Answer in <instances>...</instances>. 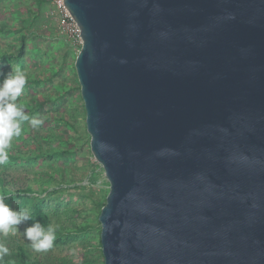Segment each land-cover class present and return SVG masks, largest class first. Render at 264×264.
I'll return each instance as SVG.
<instances>
[{
    "label": "water",
    "instance_id": "95a60500",
    "mask_svg": "<svg viewBox=\"0 0 264 264\" xmlns=\"http://www.w3.org/2000/svg\"><path fill=\"white\" fill-rule=\"evenodd\" d=\"M104 264H264V0H64Z\"/></svg>",
    "mask_w": 264,
    "mask_h": 264
},
{
    "label": "rangeland",
    "instance_id": "374dc122",
    "mask_svg": "<svg viewBox=\"0 0 264 264\" xmlns=\"http://www.w3.org/2000/svg\"><path fill=\"white\" fill-rule=\"evenodd\" d=\"M38 1L0 0V57L4 51L6 54L5 58H0V81L12 68L24 70L27 83L17 103L26 105L30 117L43 119V124L37 128L24 122L20 137H14L10 147L35 152L38 145H42L48 155L55 146L70 153L48 157L47 161L39 159L31 166L23 162L13 167L12 172L20 176L26 169L30 174L37 171L40 178H48L46 173L50 172H65L68 185L58 195L48 197L45 205L54 214V226L63 225L67 216L65 210L73 208L82 211L79 222L88 221L93 227L86 237L72 242L62 238L55 247L35 252L21 234L25 227L23 223L19 226L21 233L1 234V244L11 251L13 237H20L29 250L41 256L43 264H58L55 257L60 252L79 259L84 253L93 256L97 251L101 226L100 211L94 201L106 200L109 183L90 147L86 110L75 69L80 46L68 29L59 25L57 9L48 2L38 5ZM33 110L35 114H31ZM7 257H3L2 264Z\"/></svg>",
    "mask_w": 264,
    "mask_h": 264
},
{
    "label": "trees",
    "instance_id": "16d2710c",
    "mask_svg": "<svg viewBox=\"0 0 264 264\" xmlns=\"http://www.w3.org/2000/svg\"><path fill=\"white\" fill-rule=\"evenodd\" d=\"M44 3L47 2L45 0L38 1V5H43ZM21 51H23V48H21ZM5 55L4 51V55L0 58H5ZM11 56L14 57L13 55ZM29 111H31V109H29ZM31 114H35L34 110ZM51 150L52 152L47 155L44 152L42 145H38L35 152L19 148L13 149L10 147L8 149V162L4 165H0V197L4 198L5 203L12 206L14 210L22 208L31 209L33 219L39 220L45 228L49 225L54 226L52 217L54 214L50 213L46 208V201L51 195H58V193H61L64 190V187L68 185L65 172L53 174L50 172L46 173L48 178H40L37 171H32L30 174L26 169L24 175L18 176V174L12 172V169L23 162H26L27 165L31 166L33 162H37L39 159L47 161L46 158L48 157L52 158L54 155H59L61 153H70L65 151V149H56L55 146H52ZM101 194L102 192L98 195ZM99 199L94 201V206H96L97 210L101 211L106 200L103 201L102 199ZM65 212L67 213L66 222L63 225L54 226L56 228V239L52 247H55L62 238L69 239L67 242H72L78 240L80 237H86L87 233L93 227L88 221H78L81 217L82 211L67 208ZM32 223V220L25 222L24 229L29 227ZM0 238L1 244V234ZM23 241L25 240L20 237H13L11 242L12 249L9 251V255H7L8 257L5 260V264H43L41 256L28 249L26 242L29 243V241H26L25 243ZM55 261L58 264H104L100 236L98 249L93 256L84 253L81 258L77 259L73 254L65 255L60 252L59 256L55 257Z\"/></svg>",
    "mask_w": 264,
    "mask_h": 264
},
{
    "label": "clouds",
    "instance_id": "9594fccd",
    "mask_svg": "<svg viewBox=\"0 0 264 264\" xmlns=\"http://www.w3.org/2000/svg\"><path fill=\"white\" fill-rule=\"evenodd\" d=\"M27 77L24 70L19 67L12 68L2 81H0V165L8 162V149L14 137H20L24 122H28L32 128L43 124V119L30 117L26 112L23 102L17 103L24 87ZM29 220L33 223L26 227L23 233L19 226ZM21 233L30 242L35 252L49 250L56 239V228L49 225L45 228L39 220H34L31 209H13L4 198L0 197V234L3 236ZM9 255V249L0 244V264L3 257Z\"/></svg>",
    "mask_w": 264,
    "mask_h": 264
},
{
    "label": "built area",
    "instance_id": "2783aa9c",
    "mask_svg": "<svg viewBox=\"0 0 264 264\" xmlns=\"http://www.w3.org/2000/svg\"><path fill=\"white\" fill-rule=\"evenodd\" d=\"M45 1L57 9V12L60 17L59 25L68 29L71 36L75 39L76 44L81 48L82 40L80 36L79 27L75 22V20L73 19L70 11L66 8L64 0H45Z\"/></svg>",
    "mask_w": 264,
    "mask_h": 264
}]
</instances>
